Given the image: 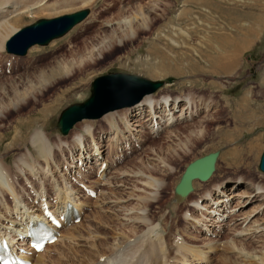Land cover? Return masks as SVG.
Wrapping results in <instances>:
<instances>
[{
    "label": "rangeland",
    "instance_id": "obj_1",
    "mask_svg": "<svg viewBox=\"0 0 264 264\" xmlns=\"http://www.w3.org/2000/svg\"><path fill=\"white\" fill-rule=\"evenodd\" d=\"M56 1L58 3L66 1L65 3L70 4L55 11L37 12L31 16H25L18 29L27 27L40 19H51L83 9L89 11L87 18L60 39L45 46L32 47V50L30 49L25 56L9 55L4 48L0 52V85H15L16 90H19L17 98H23L25 92L32 93L33 88L31 87L29 90L30 86L28 85L36 87L34 88V90L36 89L35 92L33 91L36 99L25 98V102L20 104L24 105L19 109L21 112L10 111L8 119L0 123V134L2 135L0 138V159L6 165L5 167L11 170L10 181H14L16 185L18 184L21 187L22 194H27V196H24L26 205H31V203L34 205L33 201L37 199L32 197L34 192L31 190L26 177L33 183H37L34 185L36 189L40 188L41 182H37L39 175H34V173L39 174V172L33 171L29 174L27 167H21V172L15 168V163H19V157L26 153L24 146H27L25 143L20 146L11 145L16 121L21 122V119L29 118L34 122V126L29 133L30 136L35 129H40L47 134L50 142L54 145L58 144V139L69 144L73 134L83 135V123H90L93 126L94 137L95 135L100 137V140L96 141L97 143H103L104 140L107 142L112 131L104 121H101L102 118L77 123L66 136H63L56 128L59 115L65 108L85 101L90 96V85L97 77L110 73L137 75L151 81L164 82V85L152 94L156 99L167 96L170 99V104L176 102L179 104V108H182L183 104L186 103V99H189L193 103L194 112L191 119L178 121L169 129L154 136L144 128L147 134L146 136L142 135L143 141L139 149H136L129 156H124L125 159L117 166L107 167V170L104 168L102 173L99 171L100 174L97 172L91 173L88 164L84 170L82 169L81 178L85 179L88 185L92 182L99 183L97 187L102 189L104 194H107L109 192L108 186L104 185V182L100 183L105 177H117L120 168L134 169L140 165L141 161L144 162L147 158H150L154 152H160L159 156L165 157L170 168H172V172L171 170L164 171L161 168V170L151 171L150 174L156 179L159 178V180L164 181V187L167 188L165 187L158 194L160 196L158 201L156 204H152L149 210L152 209L151 213L157 217L155 219L163 218L164 222L166 220L167 225L163 224V226L168 227L167 238H169V232H173L175 235L172 234L171 239L182 241L185 244L186 242L183 241L181 233L191 234L196 237L195 241H190L191 243L194 242L195 246L201 248H206L207 245L216 247V250L209 253L211 260L208 264H221L220 259L222 256H227L233 264V259L236 258L232 256L234 252L230 251L226 255L221 251L223 244L230 243L232 240H235L237 244L239 242L238 245L243 244L250 247L249 251L251 252L254 250L257 253H262L264 251V173L258 169V165L261 154L264 152V53L259 56L257 53L259 48L242 53L234 72H231L234 57H218V54L227 56L229 49L231 56L236 54L238 46L232 40L234 30L237 31V34L252 38L255 23L254 14L256 12L254 6L258 0H92L86 6L80 4L78 0H50L51 3ZM120 9L125 10L123 15L121 13L123 18L128 17L131 20L133 34L115 30L112 35L115 39L112 41L113 44L106 43L105 45V41L104 44H101L102 38L111 36L112 29H114V27L112 29L105 28V23L110 20L115 21L120 16L118 15ZM76 37L78 38L75 41L76 51H72V54L66 53L72 47V44L68 43ZM260 38L261 43L264 44V33L260 35ZM232 44L234 45L233 48L231 47ZM103 45V51L97 52L99 46ZM92 46L94 47L93 51ZM90 52L93 54L92 59L89 58L87 62L76 66L71 74L63 78L62 83L53 81L47 84L44 90L37 89L40 85V72L48 73L56 62L61 60L70 61L73 58L79 59L83 56L88 57ZM7 71L8 73H6ZM168 79H172V83H167ZM25 89L28 90L25 91ZM37 90L39 93L36 92ZM59 95L62 96L60 102L55 106L54 112L44 119L39 118V112L43 106L51 104ZM11 96L13 95L10 94ZM245 107L248 110L243 113ZM146 110L145 108L142 109L141 115L138 113L133 117L130 116V120L135 118L144 119L147 114ZM124 111L127 112L128 110L124 109L122 112H118L121 114ZM237 115L243 120L237 122ZM140 123L141 127L138 126V128L143 130L142 125L144 126V123H147L144 120ZM140 123L138 122V124ZM120 128H123L122 125H120ZM235 129L237 134H235ZM200 130L202 133L198 132ZM133 133L139 135L137 132ZM85 139L86 142L91 140L87 137ZM135 143L136 141L130 140L129 145ZM7 144L11 146L6 150L5 146ZM56 145L54 151L58 168L54 167L52 169L53 173H47L46 176V179H48V186H46L48 188V199L51 203L54 201L53 198L57 196L55 194L56 189L51 187L52 184L57 182L56 179L61 181L64 177L71 180L72 184L75 183V180H78L77 175H68L70 170L76 167L74 162H71L72 165L70 164V151L64 147L63 157H61V152L56 151ZM106 146L108 145L106 144ZM111 146L114 147V144L111 143ZM28 147L34 159H41L35 148ZM101 149L103 153L106 150L105 147ZM76 150L80 149L76 148ZM248 150L250 151L248 152ZM87 152H92V150ZM214 152L218 153V158L212 176L206 182L197 180L192 182L195 194L193 192L190 194L194 196L190 197L189 201L199 198L204 191L219 184L222 185L221 188L224 191L228 192L229 199L225 204L226 206L224 205L217 214L212 215L210 213L214 218L209 222L201 216L206 207L198 208L201 212H193L192 215L196 219L193 218L195 223L192 225L193 223L188 219V214L181 212L180 206L184 205L186 198L178 199L174 189L190 163ZM231 152H233V155H231ZM172 153H175L176 156H169ZM234 157L236 160H234ZM65 158L68 160L67 163ZM80 159L84 163H95L93 160L88 162L82 157ZM64 168L69 170L68 173ZM26 173L29 175L27 176ZM74 174L77 173L74 172ZM78 182L81 183V181ZM246 182L247 184L250 183L251 186L247 185ZM18 185L17 187H19ZM252 185L261 189L253 190ZM57 188L60 191V187ZM6 189L4 191H2L3 189L0 190L5 194L1 196L0 193V209L6 208L5 204L8 203L12 210L7 213L9 209L6 208L5 211L3 209L2 211L6 214L0 216V222L6 218L5 216H8V220L13 219L15 216L12 212H17L13 209L14 199ZM230 189L233 191L231 192ZM127 191L126 189L125 192ZM217 193V191L214 192L215 195ZM98 194H100L99 191ZM98 194L97 198L95 196V198L89 200L83 193L81 194V202H83V208L85 207V209L81 221L74 223V226H77L75 228L76 232L84 235L86 239L84 240L83 237L81 239L76 238L77 241L71 242L72 240H66L65 238L56 242L55 247L46 249L42 254L44 264H57L55 262L61 256L63 250L66 249L64 252L66 254L67 246L73 247L76 242L80 243V245L73 247L76 250L94 251L93 248L89 247L92 241L98 235L103 239L104 236L102 235L107 233L105 229H99L94 221L95 219H92L94 212L103 206L100 204L103 196L99 198ZM260 194L262 196L258 197ZM3 197L4 200L1 199ZM190 203L192 204V202L186 203L189 206L188 210L193 208V204ZM202 203L204 206L211 205L209 200H202ZM22 204L25 205V202H22ZM159 208L161 211L158 210ZM103 209L102 207L101 210ZM140 213L145 214L143 211H140ZM17 216H19V213ZM183 218L187 219V224H185ZM157 220L154 221L155 226L158 225ZM203 221L206 222L203 223ZM177 223L179 224L174 228V224ZM94 228L100 234L92 232ZM178 228L182 229L176 232ZM108 231L111 237L118 233L117 230ZM86 232L93 234L95 237L90 235L88 238ZM240 234L242 236H238ZM74 236H77V234L75 233ZM97 241L99 242L98 239ZM110 241L112 242V239L108 242L111 243ZM85 243L89 246L86 247ZM108 244L105 245L107 248L102 246L99 248H105L103 251L109 253ZM121 254L122 252L119 255ZM177 254L181 255L179 252ZM69 256H63V259L67 260L66 262L63 261V264H80L81 256H79L81 259L72 256L71 252ZM173 256L174 252L172 251L171 258ZM108 257L109 255L100 257L99 262L110 260L111 257ZM73 260L78 263L73 262ZM235 262L241 263V260L237 261L236 259ZM196 263L199 264L200 262L193 264ZM201 264H207V262Z\"/></svg>",
    "mask_w": 264,
    "mask_h": 264
},
{
    "label": "bare ground",
    "instance_id": "obj_2",
    "mask_svg": "<svg viewBox=\"0 0 264 264\" xmlns=\"http://www.w3.org/2000/svg\"><path fill=\"white\" fill-rule=\"evenodd\" d=\"M58 1H60V0H58ZM78 1L83 6H86L92 0H78ZM65 2L58 3L56 1L55 3H51L50 0H0V52L3 48L5 50H7L6 49L7 42L15 33L20 31L18 29V26L21 24V22L25 16H31L33 13L36 14L37 12L55 11L57 9L66 7L68 4H70L68 2L67 3H65ZM84 10L89 13V11L86 9H83L80 11H84ZM137 11H140V10H137ZM77 12H79V11H77ZM74 13H76V12H74ZM121 13L123 15L125 13V10L120 9V11L118 12V15H120V16L118 18H116L115 21L110 20V21L105 23V25H104L105 28L112 29L114 27V29H112L111 36L102 38V42H100L101 44H104V41H105V45H106V43L113 44L112 41H114L115 39H113L112 35L114 34L115 30L125 31V32H128L129 34L130 33L133 34V30H132V26H131V20L128 19V17L123 18ZM71 14H73V13H71ZM66 15H70V14H66ZM138 15H140V14L138 13ZM62 16H65V15H62ZM59 17H61V16H59ZM82 22H80V23H82ZM77 25H75L74 27H76ZM65 35H63V36H65ZM63 36H61V37H63ZM61 37L53 39L49 43H51L57 39H60ZM77 39H78L77 37L71 39L70 43H68V44H72V47L69 48L66 53H71L72 51H76L75 41H77ZM248 39H250V38H248ZM233 41H234V39H233ZM245 41H247V40H244V43H245ZM236 45H237V43H236ZM35 46H45V45H33L26 51V54L32 47H35ZM103 47H104V45L101 47L99 46L97 52H99V53L102 52ZM93 48L94 47L92 46V51H93ZM60 50H62V49H60ZM25 55H20V56H25ZM92 55L93 54L90 52L88 57L83 56L84 58L83 57H81L79 59L73 58L70 61L69 60H61L60 62H56L55 65L49 69L48 73L47 72H40V74H39V84L40 85L37 87V89L42 91V89L44 90V88L47 86V84H50L53 81L54 82L57 81V83H62V81H64L63 78H65V76H68L69 74H71L73 69L76 68V66L80 65L81 63L87 62V59L89 60V58H90V60H91ZM43 83H46V84L44 85ZM28 86H30L29 90L32 87L33 91L35 92L36 89L34 90V88H36V87H34L33 85H28ZM16 89L17 88L15 85H0V123H2V121H4V120L8 119V117L10 115L9 114L10 111H13V112L20 111L19 109L21 108V106H24V105H20V104L22 102H25L27 97H28V99H30V98L36 99L35 93L33 91H32V93H30V92H25L26 94L22 93L24 95V96L22 95L23 98H17L16 96L19 95L17 93L19 90L17 91ZM27 90L28 89H25V91H27ZM36 92L39 93L38 90ZM10 94L13 96L10 97ZM61 96L62 95L57 96L51 102V104H48V106H43L42 110L40 109L41 111L39 112V118L44 119L47 115L53 113L55 110V106L57 105L58 102H60L59 100L61 99ZM169 100L170 99L167 96H162L161 98L156 99V98H154V95L151 94V95L145 96L139 104L132 107V108H135L132 111L129 110V109H131V108H129V109H127L128 110L127 112L124 111L121 114H119L118 111H113V112H110V113L103 115L101 117L102 119L100 118L101 121H104L106 123V125H108V127L111 129L110 131H112L111 134L108 136V141L106 142L108 147L110 148V150L119 149L120 151H122L123 147H125V144H123V142L129 143L130 140H133L136 142H138V141L142 142L143 141L142 135L146 136L147 133L144 130L145 126L142 125L143 130L142 129L139 130V128H138V126L141 127V123H140V121H142L141 118H135V119L130 120L131 119L130 116L133 117V116L137 115L138 113L141 115V112H143L142 109H144V108L147 109L146 110L147 114L145 115L143 120L144 121L146 120L145 121L146 123L148 122V127L152 132L151 133L152 136L157 135V133H159L161 131L169 129L174 124H176L177 121L191 119L192 113H194V112H193V106H192L193 103L189 99H186V103L183 104L182 108H179L178 107L179 104H177L176 102H174L173 104H170L171 102ZM18 104H19V106H18ZM123 110H120V112H122ZM247 110H248L247 107H245V109L242 112L244 113ZM238 117H239V115L236 116L237 122L238 121L240 122V120L241 121L243 120L242 118H240V117L238 118ZM97 120H99V119H97ZM88 121H92V120H88ZM21 122L16 121V123H15L14 130H13L14 136H13V139L11 141V145L12 146H20L23 143L27 144V146H24L25 151H26V153H25L26 155L23 154V156L19 157V160H18L19 163H15L16 164L15 168L21 172L22 171L21 167L22 168H23V166L27 167L28 168L27 171H29V174H31V172H33V171L39 172V174L34 173V175H36V176L39 175L37 177V179H38L37 182L38 181L41 182L39 189L38 188L36 189L34 187V185H36L37 183L36 182L33 183L25 175L26 180L29 181V186H30L31 190L34 192L32 197L41 198L40 202H42V204L43 203L50 204V202L48 201V197H49L48 193H47L48 188H46V186H48L47 185L48 179H46V176H47V173H53L52 169L54 167L58 168L57 164H56V154L54 151L55 150L54 147L56 144L55 145L52 144L50 142V139L48 138L47 134L45 132L41 131L40 129H35L33 134L30 136L29 133L34 126V122L32 120H30L29 118L21 119ZM138 122L140 124H138ZM120 125H122L123 128H120ZM83 126H84V129H83ZM83 126H82L83 135L73 134L72 139H71V143L68 144V142H66V141L61 142L58 139V144L56 145V147H57L56 151L59 153L61 152V155L60 154L59 155L61 157H63L62 153H63L64 147H66V149L68 148V151H70L71 153H72V150L79 148V149H81V150H79V153H80L82 158L87 159L88 162L90 160H93L95 163H97L98 158L96 157V155L99 153L103 154V150L101 148H99V143H97L96 141L93 140L96 137V135L94 137L95 133L93 132L94 131L92 128L93 126L90 123H83ZM133 132H137V133H139V135H137L136 133H133ZM198 132L202 133L201 130ZM235 132H236L235 134H237L236 129H235ZM135 136L140 137V138L138 139ZM1 137H2V135L0 134V138ZM85 137L90 138L94 144L92 152H87L88 150L85 147L86 146ZM111 143L114 144L115 148L113 146H111ZM11 145L7 144L5 146V149L7 150ZM28 146L35 148V150L38 152V155H40L41 159H38V160H36V158L34 159V157H33ZM60 147H61V149H60ZM129 147L131 149V144L129 145ZM249 149H251V148H249ZM249 151L250 150H248V152ZM232 153L233 152H231V155H233ZM159 154H160V152L159 153L154 152V154L153 155L151 154V157L147 158V160L144 162L141 161V159H140V161H141L140 165L134 169L133 168H131V169L120 168V170L118 172L119 174L117 175V177H113V176H112V178L111 177L110 178L105 177L104 179L101 177L103 179V181L100 180L101 181L100 183L104 182V185L108 186V188H109L108 189L109 192L107 194L105 193L106 196H105L104 192L102 191V189L97 187V185L99 183H93L92 182V184H90V185L87 184L90 189H92L93 191L96 192V198H97L98 191L100 193V194H98V197L101 198L103 196V198L101 199V202H100V204H102L103 206L99 207V210L94 212L92 219H95L94 221H95V223H97V226H99V229L103 228L107 231V233H104L102 235V236H104L103 239L98 237L99 236L98 235L95 238V240L92 241L90 246L86 245V243H85L86 247L89 246L90 248H93L94 251H91V252L87 251L86 252L83 250H81V251L76 250L73 247L75 245L76 246L80 245V243L76 242L73 247L68 245L67 246L68 250L66 251V254L64 253L66 250L65 249V250H63L61 256L59 257L60 259L57 258L55 263L63 264V261L66 262L67 260H64L63 256L68 257L69 253L71 252L72 256H77V257L81 256L82 260L80 261V264H93V263H95V264H193L195 262H200L199 264H201L202 262H207V264H208V262L211 260V258L209 257V253H212L214 250H216L217 249L216 247H213L210 245L209 246L207 245V247L205 246L206 248H203V247L201 248L199 246H195L196 244L194 242L191 243L190 241H195L194 239L196 237L192 236L191 234L185 235V234L181 233V237H182L183 241L186 242L185 244L182 243V241L171 239V236L173 237V235H175L173 232H169V238H170V240H169V238H167L168 237L167 236V231H168L167 228L168 227L163 226V224L167 225L166 220L164 222L163 218L158 219V220L155 219L157 217L151 213L152 209L149 210V207L152 204L153 205L156 204V202L158 201V199L160 197V196H158V194H160L162 192V190L166 187V186L164 187V181L159 180V178L156 179L152 174H150L151 171H156V170L162 169L164 171L171 170V172H172V168H170L169 163H167V160L165 159V157H161V156H159ZM234 154H235V152H234ZM124 156L125 155H123V157ZM169 156L173 157V156H176V154L172 153ZM135 160H137V159H135ZM234 160H236L235 157H234ZM110 162L111 163L108 164V166H107L109 168H111L113 166H117L121 162V160H118V161H115V160L111 161L110 160ZM89 165H90V163H89ZM5 166L6 165L0 159V188L3 189L2 191H4V189L7 188L6 189L7 192L9 191L11 193V196L14 199L13 202L15 203L13 209L17 212L12 213L16 216V219L14 217L13 219L10 218L8 220L7 219L8 216H5L6 218L3 217L4 218L3 221L0 222V226H1V228H0V239L5 237V235H7V237H8L9 236L8 233H11V232H15V233L18 232L24 236L26 234L25 225L30 220H33V217H32L33 214H38L41 211L40 203H39L40 207L38 205H37L38 207L36 205H32V203H31V205L30 204L26 205V201L24 199V196L25 195L27 196V194H22L21 189H20L21 187L18 184L17 185L19 187H17V185L14 181H10L11 180V178H10L11 177V175H10L11 170ZM107 167L105 168V170H107ZM23 172H24V170H23ZM12 173H14V172H12ZM26 174H27V176L29 175L28 173H26ZM12 175H14V174H12ZM13 179H15V178H13ZM55 181H57V182L55 184L51 183L52 184L51 187L56 189V192L54 191L55 194L57 195L55 198V202H57V208L55 209L56 214L58 213V215H60L62 213V211L64 210L63 208L65 206V203L71 202L74 205V207L77 209V211H79L78 213L80 215V210L84 206L83 202H81V198H82L81 194L83 193V191L79 187L74 186L72 184L71 180H68L64 177L61 181H59L58 179H56ZM78 183H80V182H78ZM246 184H247V182H246ZM247 185H250V183H248ZM57 187H60V191H59V188H57ZM221 187H222L221 184L215 185L211 189H207L206 191H204V193L199 198H194V199L189 201L190 197L194 196V195L193 196L190 195L193 192V188H192V192H190L186 197H184V198H186V200H184L185 202L183 201L184 205L180 206L181 212H183V214L184 213L188 214L187 216L190 217V218L188 217V219L190 222L193 223L192 225H194V223H195L194 219H196L192 215L193 212H195V211L201 212V210H198V208L202 209L203 207H206V210H205L206 216L204 215V213H201L202 214L201 216H203V218L207 219V221L209 222L214 218L210 215V213H214V212L218 213L219 210L222 207H224V205L226 204V202L228 201L229 198H228V192L224 191V189H222ZM237 187H238V185H237ZM251 188L253 190L261 189L260 187L253 186V185ZM126 189L129 192L128 191L125 192ZM216 191L218 192L217 195L214 194V192H216ZM232 191L233 190H231V192ZM0 193H1V196H3L4 193H2L1 191H0ZM174 193H175V191H174ZM176 196L178 199L181 198L178 195H176ZM255 196H257V195H255ZM260 196H262V194H260L258 197H260ZM1 199L4 200L5 198L3 197ZM181 199H183V198H181ZM202 200L211 201V205L210 206H208V205L204 206V204L202 203ZM22 202H25L26 207H25V205L22 204ZM187 202H192L193 208L191 210H188L189 206L186 205ZM5 206H7L6 207L7 209H9V210H7V213H10L12 208L10 209V207L8 206V203H6ZM102 207L104 208L103 210H101ZM6 208L4 207V208L0 209V216L1 217H2V215L6 214V212L2 211L3 209L5 211ZM29 210L31 212H34V213L32 215H30ZM158 210L161 211L160 208ZM140 211L145 212V214L140 213ZM2 212H3V214H2ZM222 212H223V210H222ZM18 213H19V216H17ZM106 214H107V216H106ZM17 217H20V218L18 219ZM23 217H24V219H23ZM70 219H71V221H74L73 218H70ZM155 220H157V223H158V225H156V226L154 225ZM183 220L185 221V224L188 223L187 219L183 218ZM4 222H6V223H4ZM204 222H206V221H203V223ZM178 224L179 223L174 224V228ZM202 225H204V224H202ZM130 226L132 227L131 229H130ZM76 227L77 226L73 225V227L71 226V228H68L65 231H62V232L60 231V241H62L63 239L66 238V240H72L71 242H75L74 240H76V238H79V239H81L82 237L84 238V235L76 232V230H75ZM200 227H202V226H200ZM181 229L180 228L176 229V232L181 231ZM108 230H110V231H116L117 230L118 233L117 234L115 233L116 235L115 236L112 235L113 237H111V236H109ZM173 231H174V229H173ZM92 232L98 233L96 231V228H94ZM243 232H245V231H243ZM243 232H241V233H243ZM75 233L77 234V236H74ZM86 234H87L88 238L90 237V235L93 236V234H89V232H86ZM98 234H100V233H98ZM238 236H242V235L240 234ZM93 237H95V236H93ZM186 238H188V240H186ZM85 239L86 238H84V240ZM97 239L99 240V242L97 241ZM111 239H112V242L110 241L111 243H109L108 241ZM234 241L232 240L230 243L223 244L224 246L221 250L226 255L230 251L234 252L232 256L236 257V258H234L235 260L233 259V261H234L233 264H264V251H262V253L258 252L259 254L254 250H252V252H251V251H249L250 247L244 246L243 244L238 245L239 242L237 244V242L236 241L234 242ZM88 242H89V240H88ZM88 244H90V243H88ZM106 244L109 245V253L107 251L106 252L103 251V250H105V248H103V249L99 248L101 246L106 247L105 246ZM55 246H56V244L54 243L51 246L45 247L41 253L33 255L32 263L33 264H44L42 254L46 251V249H48L50 247H55ZM172 251L174 252L173 258H171ZM121 252H122V254L119 255ZM178 252L181 253V255H178L177 254ZM104 255H109V257H111V258H110V260H108L106 262L100 263L99 258L104 256ZM95 258H96V260H95ZM236 259H237V261L240 259L241 263L235 262ZM220 260H221V264H232V261L230 259H228L227 256H222ZM220 260H219V262H220ZM73 262H75V261L73 260ZM196 264H198V263H196Z\"/></svg>",
    "mask_w": 264,
    "mask_h": 264
},
{
    "label": "water",
    "instance_id": "obj_3",
    "mask_svg": "<svg viewBox=\"0 0 264 264\" xmlns=\"http://www.w3.org/2000/svg\"><path fill=\"white\" fill-rule=\"evenodd\" d=\"M87 15L88 12L84 10L52 19H40L15 33L6 44L7 52L25 55L33 45H47L53 39L68 33ZM167 83H172V79H168ZM163 85V81H151L131 74L110 73L97 77L90 85V96L82 103L65 108L59 115L56 128L66 136L75 124L100 119L113 111L132 108ZM217 158L218 153L214 152L190 163L175 186V194L184 198L192 192L193 181L209 180L215 170ZM258 169L264 173V152L261 154Z\"/></svg>",
    "mask_w": 264,
    "mask_h": 264
},
{
    "label": "crops",
    "instance_id": "obj_4",
    "mask_svg": "<svg viewBox=\"0 0 264 264\" xmlns=\"http://www.w3.org/2000/svg\"><path fill=\"white\" fill-rule=\"evenodd\" d=\"M254 9L256 10L254 16H255V23H254V30H253V36L251 39L248 40V38L242 34H237V31L234 30L233 31V35H232V40L234 39L235 44L237 43L238 45V49L236 48V54L233 56H231V53H229L230 49L227 51L228 55H223L221 56L220 54H218V57H234L233 58V65L231 66V68H233V70H231V72L236 71V66L238 63V59L239 57L242 55V53L244 52H249L252 49L257 50L258 48V54L259 56L264 53V44L261 43V38L260 35L264 33V0H258L256 5L254 6ZM253 25V24H252ZM244 40H247L244 43ZM231 47L233 48L234 45L232 44ZM241 58V57H240Z\"/></svg>",
    "mask_w": 264,
    "mask_h": 264
}]
</instances>
